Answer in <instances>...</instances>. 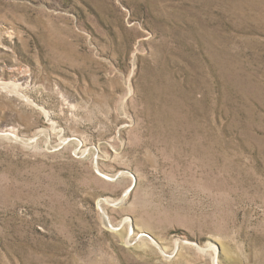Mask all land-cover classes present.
Listing matches in <instances>:
<instances>
[{
	"label": "rangeland",
	"instance_id": "obj_1",
	"mask_svg": "<svg viewBox=\"0 0 264 264\" xmlns=\"http://www.w3.org/2000/svg\"><path fill=\"white\" fill-rule=\"evenodd\" d=\"M0 264H264V0H0Z\"/></svg>",
	"mask_w": 264,
	"mask_h": 264
},
{
	"label": "bare ground",
	"instance_id": "obj_2",
	"mask_svg": "<svg viewBox=\"0 0 264 264\" xmlns=\"http://www.w3.org/2000/svg\"><path fill=\"white\" fill-rule=\"evenodd\" d=\"M42 133V132H41ZM126 174V173H125ZM109 199V198H108ZM101 203V202H100ZM106 214V213H105ZM105 219V218H104ZM107 221H109L108 219H107ZM106 222V221H105ZM116 228V227H115ZM118 228V227H117ZM114 229V228H113ZM118 230V229H117ZM131 233V232H130Z\"/></svg>",
	"mask_w": 264,
	"mask_h": 264
},
{
	"label": "water",
	"instance_id": "obj_3",
	"mask_svg": "<svg viewBox=\"0 0 264 264\" xmlns=\"http://www.w3.org/2000/svg\"><path fill=\"white\" fill-rule=\"evenodd\" d=\"M150 238V237H149ZM151 239V238H150Z\"/></svg>",
	"mask_w": 264,
	"mask_h": 264
}]
</instances>
